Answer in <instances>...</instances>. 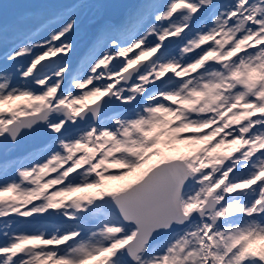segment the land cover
Instances as JSON below:
<instances>
[{
  "label": "snow or ice",
  "instance_id": "obj_1",
  "mask_svg": "<svg viewBox=\"0 0 264 264\" xmlns=\"http://www.w3.org/2000/svg\"><path fill=\"white\" fill-rule=\"evenodd\" d=\"M84 6L0 11V264H264V0Z\"/></svg>",
  "mask_w": 264,
  "mask_h": 264
},
{
  "label": "rangeland",
  "instance_id": "obj_2",
  "mask_svg": "<svg viewBox=\"0 0 264 264\" xmlns=\"http://www.w3.org/2000/svg\"><path fill=\"white\" fill-rule=\"evenodd\" d=\"M83 5H85L84 7L82 8H79V10H84L86 12H88L87 10H90L94 16H95V13L98 12L100 9H101V5L99 3H96V2H92V1H87V2H83L82 3ZM43 6L41 7V9L37 10V11H34V12H27V13H31L33 14L32 17H31V20L29 21V23H38L40 22V20L42 18H51L49 17L51 11L54 9V12H56L57 10V6L54 5V6H51V5H44L42 4ZM18 5H15L13 4L10 0H0V11H2L3 13V19H4V22H6L10 28L14 25L16 26H19L23 21H25V13L26 11L23 10L21 7H17ZM17 10L19 11V13L17 14ZM40 10H43L40 11ZM12 12H15V13H12ZM85 13L83 15L80 16V13L77 17V23L78 21H80L81 19H85ZM24 18V19H23ZM90 23H88L87 25H85V28L86 29H91L92 26L95 24V19L94 18H90L89 19ZM78 26V25H77ZM98 27V25L95 24V27H94V32L96 30V28ZM19 34L17 35H22V31H18ZM87 34V33H86ZM38 35H42V33H39ZM71 40V39H70ZM88 37L85 39V40H80L79 42H73L75 44V49L74 50H78V49H82V52L84 50V47L86 45V43L88 44ZM81 54V52H80ZM79 54V55H80ZM73 55V54H72ZM78 56H72V59L75 60ZM21 63H24L25 61H20ZM155 159V158H153ZM152 161H149V163H151ZM110 171L112 172H116V169H110ZM137 172H133V173H130L128 176L124 177L122 180H106L105 181V185L109 188H115V187H118V186H121L123 185L124 183L128 182V181H131L135 178Z\"/></svg>",
  "mask_w": 264,
  "mask_h": 264
},
{
  "label": "water",
  "instance_id": "obj_3",
  "mask_svg": "<svg viewBox=\"0 0 264 264\" xmlns=\"http://www.w3.org/2000/svg\"><path fill=\"white\" fill-rule=\"evenodd\" d=\"M11 1L15 4H20L26 8L32 9V8H37L42 2H49V3L65 2V1L75 2L77 0H11ZM105 1H106V5L102 17H108L113 19H115L118 16V14L123 10V8L131 2V0H105ZM28 146H29L28 142H22V144L19 147V151H23V152L26 151Z\"/></svg>",
  "mask_w": 264,
  "mask_h": 264
},
{
  "label": "bare ground",
  "instance_id": "obj_4",
  "mask_svg": "<svg viewBox=\"0 0 264 264\" xmlns=\"http://www.w3.org/2000/svg\"><path fill=\"white\" fill-rule=\"evenodd\" d=\"M137 171H139V170H137Z\"/></svg>",
  "mask_w": 264,
  "mask_h": 264
}]
</instances>
